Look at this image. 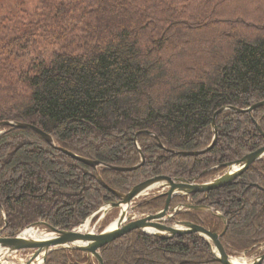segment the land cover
I'll return each mask as SVG.
<instances>
[{"label": "trees", "instance_id": "trees-1", "mask_svg": "<svg viewBox=\"0 0 264 264\" xmlns=\"http://www.w3.org/2000/svg\"><path fill=\"white\" fill-rule=\"evenodd\" d=\"M262 101L264 0H0V123L30 124L77 156L125 168L139 163V133L145 158L135 171H95L31 131L1 127L0 234L40 221L75 228L114 198L96 176L121 194L156 176L213 179L264 146L256 126L264 134V107L219 114L205 154L171 151L207 148L218 110ZM190 200L224 217L228 255L253 251L264 241V157L233 184ZM177 219L223 229L209 213ZM99 252L103 264H219L196 234L159 240L134 231ZM87 261L57 249L45 264Z\"/></svg>", "mask_w": 264, "mask_h": 264}, {"label": "water", "instance_id": "water-1", "mask_svg": "<svg viewBox=\"0 0 264 264\" xmlns=\"http://www.w3.org/2000/svg\"><path fill=\"white\" fill-rule=\"evenodd\" d=\"M264 107V101L256 103L250 106L247 109L239 110L231 107H224L218 110L212 119L211 123V133H212V141L210 145L200 151L196 152H178L171 151L173 155L187 157V156H198L205 154L214 146L218 131L215 124L216 118L219 114L224 111H232L234 113H251L257 108ZM9 127L11 130H28L31 131L38 136H40L43 141L64 155L70 157L73 160H76L91 169L97 171L101 168H106L111 171L117 172H131L137 170L139 167L143 166L145 163L144 156L142 155L141 150L137 145V136L139 133L135 135L134 144L137 147L138 155L140 157V163L129 168L125 167H113L109 165H104L98 161H92L80 156L75 155L72 152H69L61 147H59L53 137L42 130L38 129L35 126L26 123H17V122H1V127ZM257 129L259 133L264 137L263 132L261 131L258 125ZM146 135L152 136L158 144L159 148H162V145L158 141V139L149 132H142ZM264 157V146L259 149L246 154L241 159L227 163L223 165V170L218 177L211 181H207L205 183H196L195 181H189L182 178H172L167 176H156L151 179H148L144 182H141L135 186H133L127 193L121 194L117 191H114L106 186V184L102 181L100 176H96V181L105 189H107L112 196L115 198V202H111L101 206L95 212H93L88 218L85 219L84 222L80 223V225L71 230H61L59 228H55L44 222L33 223L23 231H21L18 235L8 239L0 238V262L4 261L7 264H45L46 258L49 253L57 250V249H66V250H77L81 252V254L87 257L89 260L92 258L96 261L97 264H103L102 257L99 253L100 249L111 244L116 239L129 234L133 231L141 232L150 237L157 238L159 240H170L176 237H180L184 234H196L198 235L208 246L210 254L212 256V261L218 262L219 264H241L237 263L239 260H243L242 264H264V253L258 256H252L251 258H247L245 253L243 252L240 257L234 258L226 254L224 251L219 239L222 237L224 232L226 231L227 224L224 217L218 211H214L208 205H193L191 203H184L177 205L174 208H169L170 201L173 198H190L194 194H202L207 193L212 190H216L219 188L226 187L230 185L235 180L239 179V177L255 162L262 159ZM153 188H157L158 192H154L152 196L154 198L157 197H165V203L162 210L153 214V215H138L135 216L133 214L136 206H134V200L147 195V192ZM160 191H164L161 192ZM112 209L118 210L117 218L111 223L107 228H105L102 232L95 234L93 232H81L80 228L89 224L93 217L101 214V218L105 217V215ZM184 210H190L195 212H206L217 217L221 223L223 224V230L221 233H212L205 228L190 223V222H176L172 226H165L164 224L168 219L175 216L177 213L182 212ZM167 213H170L165 217ZM138 217V219L136 218ZM4 228L0 229V233ZM34 232L39 236L33 238L24 237L23 234L26 231ZM32 251V255L28 260H17L13 258H8L14 253H18L20 251ZM264 250V241L259 244L256 253H260ZM20 261V262H19Z\"/></svg>", "mask_w": 264, "mask_h": 264}, {"label": "rangeland", "instance_id": "rangeland-1", "mask_svg": "<svg viewBox=\"0 0 264 264\" xmlns=\"http://www.w3.org/2000/svg\"><path fill=\"white\" fill-rule=\"evenodd\" d=\"M12 3H15L16 1L15 0H10ZM32 1L33 0H24V2H26L27 6L30 5L32 6ZM2 131H0L1 133ZM145 159V158H144ZM139 163H140V160H139ZM138 163V164H139ZM142 167V166H141ZM146 181V180H145ZM144 182V181H142ZM141 183V182H140ZM158 192V189L157 188H153L151 189L150 191L147 192V195L145 196H142V197H139L137 199H135L133 202H134V206H136L133 214L135 216H138V215H153L155 214V212L157 211H160L163 207H164V203L162 206L160 207H156L155 205L151 204L153 202V200L155 199L154 196H152V194L154 192ZM161 192H164V191H160ZM165 202V200H164ZM188 203H191L193 204L191 201H188ZM173 206V205H172ZM176 206V205H175ZM109 213V214H108ZM104 218H101L100 219V215H98L96 218V220L94 222H90L88 224V226L86 227V229L84 230V232H93L95 234H98L100 232H102L105 228H107L109 226V224H111L117 217V214H115V212H108ZM138 219V217H136ZM85 221V220H84ZM83 221V222H84ZM41 222V221H40ZM82 223V222H81ZM80 225V224H79ZM78 225V226H79ZM223 225V224H222ZM76 226V227H78ZM75 227V228H76ZM38 235H39V232H38ZM32 255V251H29V250H26V251H20L18 253H14L12 254L10 257L8 258H13L14 259H17V260H28L30 258V256ZM231 257H234V258H238L240 257L241 255H229ZM248 257V256H247ZM250 258V257H249ZM248 258V259H249ZM96 263V261L94 259H90L89 260V263ZM97 264V263H96Z\"/></svg>", "mask_w": 264, "mask_h": 264}, {"label": "flooded vegetation", "instance_id": "flooded-vegetation-1", "mask_svg": "<svg viewBox=\"0 0 264 264\" xmlns=\"http://www.w3.org/2000/svg\"><path fill=\"white\" fill-rule=\"evenodd\" d=\"M238 180V179H237ZM236 181V180H235ZM234 181V182H235ZM234 182H232L231 184H233ZM230 184V185H231ZM229 186V185H228ZM176 199V198H175ZM181 199V202L180 203H177L176 204V206L177 205H180V204H184L185 203V200L183 201L182 199L183 198H180ZM174 200V199H173ZM173 200H171L170 201V204H169V208H174V207H176L175 205L174 206H172L171 205V203H172V201ZM189 201H191V200H189ZM110 202H115V199L113 198V199H111V201H109L108 203H110ZM209 206V205H208ZM163 209V208H162ZM161 209V210H162ZM185 211H190V210H184V211H182V212H185ZM110 212H115V214H117L118 215V211L117 210H112V211H110ZM157 212H159V211H157ZM157 212H155V213H157ZM181 212V213H182ZM109 214V213H108ZM170 213H167L166 215H165V217L166 216H168ZM178 218V214L177 215H175V216H173V217H171L170 219H168L167 220V222L164 224L165 226H172L174 223H176V222H189V221H186V220H178L177 219ZM36 223V222H35ZM190 223H193V224H196V223H194V222H190ZM196 225H198V224H196ZM200 226V225H199ZM202 227V226H201ZM204 228V227H203ZM207 230V229H206ZM209 231V230H208ZM211 232V231H210ZM212 233H218V232H212ZM1 235V234H0ZM188 235H194V234H184V235H182V236H188ZM181 237V236H180ZM0 238L1 239H8V238H11V237H5V236H3V235H1L0 236ZM176 238H178V237H176ZM173 239H175V238H173ZM221 239V238H220ZM220 239H219V241H220ZM170 240H172V239H170ZM221 243V242H220ZM262 243V242H261ZM222 245V244H221ZM223 247V246H222ZM259 247V246H258ZM258 247L256 248V249H254L253 251H251V249H249V250H247V251H244V252H246L245 253V255L246 256H248V257H252V256H258V255H260V254H263L264 253V251H262V252H260V253H256V250L258 249ZM223 249H224V247H223ZM225 251V250H224ZM243 253V252H242ZM242 253H240L239 255H241ZM227 254V253H226Z\"/></svg>", "mask_w": 264, "mask_h": 264}, {"label": "bare ground", "instance_id": "bare-ground-1", "mask_svg": "<svg viewBox=\"0 0 264 264\" xmlns=\"http://www.w3.org/2000/svg\"><path fill=\"white\" fill-rule=\"evenodd\" d=\"M87 226H88L87 224L83 225V226L80 228V231H81V232H84V230L86 229ZM112 226H113V224H111V227H112ZM23 236L31 239V238H33V237H37V236H39V235H37V234H35L34 232H31V231L29 230V231L24 232ZM19 262H20V261H19ZM236 262H237V263H241V264L244 263L243 260H239V261L236 260ZM0 264H7V263H5L4 261L2 262V260H1Z\"/></svg>", "mask_w": 264, "mask_h": 264}]
</instances>
